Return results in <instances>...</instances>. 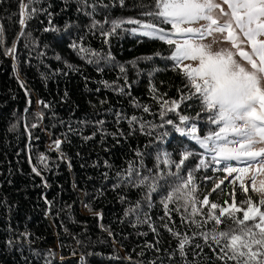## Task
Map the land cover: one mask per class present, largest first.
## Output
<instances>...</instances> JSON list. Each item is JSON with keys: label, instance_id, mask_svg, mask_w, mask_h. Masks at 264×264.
I'll list each match as a JSON object with an SVG mask.
<instances>
[{"label": "trees", "instance_id": "1", "mask_svg": "<svg viewBox=\"0 0 264 264\" xmlns=\"http://www.w3.org/2000/svg\"><path fill=\"white\" fill-rule=\"evenodd\" d=\"M23 3L28 5V12L32 7L53 12V25L61 31L44 32L49 26L48 16L39 11L26 22L21 35V0H0V26L3 27L0 34V264H46V261L48 264H149L158 257L163 264H181L178 253L176 260H168L164 250L175 249L178 241L163 225L168 224L173 232L189 236L196 230L195 225L181 223L180 215L174 212L172 221L167 217L161 220L165 213L158 195H154L151 209L142 203L140 219L143 221V213H147L150 221L138 223L135 215L125 216V210L140 200L146 189L112 188L116 183L115 173L126 169L129 161L139 167L141 158L136 155L137 151L146 153L145 168L154 169L157 150L173 152L178 140L189 146L195 144L190 137H180L171 126L156 130L147 126L148 122L162 123L159 98L179 100L177 89L182 86L181 76L171 69L170 63L155 56L157 52L167 56L168 46L158 39L133 35L123 29H118L109 38V44H105L99 29L88 32L91 18L85 11L91 9L78 12L76 0H67V3L39 0L37 4L23 0ZM88 3L111 4L112 0H88ZM131 8L132 0L126 10L104 12L97 8L94 18L101 23L105 18L109 21L117 17L139 18L138 11ZM66 23L81 27L79 35L84 36L85 47L102 54L110 51L115 65L100 60L98 64L103 71L98 72L97 63H88L89 56L69 48L77 29L65 32ZM109 26L105 25V30ZM14 42L15 58L4 54ZM148 56L153 59H143ZM121 65L125 68L123 74ZM21 81L29 96L20 86ZM101 81H107L111 87H105ZM152 86L156 92L150 90ZM164 93L167 95L163 96ZM38 101L50 107L45 108ZM144 106L149 107V112L144 111ZM179 115L194 114L185 102L178 112L166 113V118L179 122ZM133 116L138 121L130 124ZM98 121H104L103 125ZM140 123L146 124L144 132L140 131ZM32 124L38 127L31 128ZM165 130L170 135L160 144L158 134ZM149 131L152 135L147 134ZM55 139L64 141L59 151L53 146ZM195 150L202 151L198 145ZM42 155L46 157L43 162ZM106 161L111 167L106 166ZM195 162L189 167H195ZM33 167L41 175H36ZM160 167L165 173L169 170L163 164ZM171 170L175 171L174 166ZM104 173H108V180L103 178ZM182 174L186 176L187 172ZM195 175L201 199L215 182L223 179L222 174L216 173L212 181H205V175H214L206 169L198 170ZM221 188L222 192L218 190L209 197L210 201L222 203L223 199H230L231 186L225 184ZM122 196L127 197V202L121 200ZM85 204L91 206V212ZM93 213H102V218ZM196 219L200 221L202 217ZM150 224L156 228L155 232ZM205 227L210 229L212 222ZM106 229L113 235L109 236ZM25 233L28 235H22ZM9 240L13 241L12 245L8 244ZM149 244L161 251L145 247ZM49 251L53 254L49 255ZM204 251L206 256L211 255L207 248ZM129 256L131 260L127 259ZM198 259L207 264L205 256ZM213 264L219 262L213 261Z\"/></svg>", "mask_w": 264, "mask_h": 264}, {"label": "snow or ice", "instance_id": "2", "mask_svg": "<svg viewBox=\"0 0 264 264\" xmlns=\"http://www.w3.org/2000/svg\"><path fill=\"white\" fill-rule=\"evenodd\" d=\"M76 2L78 12L91 9L85 11V15L91 18L87 30L93 32L99 29L105 44H109V38L115 35L118 29L164 42L168 46L169 54L165 56L157 52L155 56L170 63L171 69L182 78V86L177 89L180 93L179 100L159 98L162 123L157 125L148 122L147 126L152 130L163 129L165 125L171 126L180 137H190L195 144L189 146L183 140H178L173 152L161 153L157 150L154 169L145 168L143 157L146 153L137 151L136 155L141 158L139 167L129 161L126 169L115 173L116 183L112 184L113 190L121 187L136 188L140 191L146 189L143 197L125 210V216L135 215L138 223L149 222L147 213H143V221L140 219L143 212L142 203L151 209L153 197L158 195L165 213L164 217H160L161 220L167 217L172 221L174 212L180 215L181 223L187 222L196 227L189 236L187 233L173 232L168 224L163 225L178 241L175 249L164 250L170 262L176 260L178 253L181 264H202L198 259L202 256L206 257L207 264H213V261L219 264H264V0H150L149 3L144 0H132L131 10L138 11L139 18L117 17L110 21L105 18L103 23L94 18L97 8L104 12L117 8L126 10L129 0H112L111 4H89L88 0ZM37 3L39 0H29V4ZM27 8L28 5L21 0V35L24 34L26 22L39 11L48 16L49 26L43 29L44 32L61 31L53 25V12L36 7H32L28 12ZM105 25H110L107 30ZM125 25L133 27L126 29ZM73 28L77 29V36L70 41L69 48L76 50L78 54L89 56L88 63H97L98 72L103 71L98 64L100 60L115 65V57L110 51L102 54L83 45L84 36L79 35V25L66 23L64 31L70 32ZM2 33L3 27L0 26V34ZM4 54L15 58V42L11 48L5 49ZM56 58L60 59L59 56ZM143 59L152 60L153 57ZM120 72L125 73L123 65L120 66ZM101 83L105 87H111L107 81ZM20 86L25 88L22 81ZM150 90L157 91L155 86ZM120 91L123 92L124 89L121 88ZM25 94L30 95L27 88ZM166 95L167 93L163 94ZM185 102L194 115H179V122L166 118V113L178 112L181 103ZM38 103L45 108L50 107L43 101ZM28 104H31L30 98ZM149 110V107L144 106L145 112ZM25 111L27 112L28 108H25ZM119 115L117 113L118 118ZM137 121L138 118L133 116L129 123ZM97 123L103 125L104 121ZM30 127L37 128L38 125L32 124ZM145 127V123H140L141 132L145 131ZM69 130H72L71 127ZM147 134L152 135V131ZM169 135L167 130L159 133L157 139L160 144H163ZM29 136L31 137V133ZM62 143L64 141L61 139H55L53 146L59 151ZM197 145L202 151L195 150ZM173 156L178 159H173ZM45 159L43 155L40 157L41 162ZM197 160L198 162H195ZM194 162L195 167H189ZM105 164L111 167L107 161ZM161 164L169 169L166 173L161 169ZM173 166L175 171L171 170ZM201 169L214 174L205 175V181H212L216 173L223 175V179L215 183L202 199L195 175ZM32 171L38 176L41 175L36 167H33ZM183 172H187V175H183ZM103 178L108 180V173H104ZM226 182L234 186L233 191L229 193L231 203L228 199H223L222 203L210 201V196L218 190L222 192L221 186ZM249 188L255 196L249 193ZM237 191L242 192L246 198L237 201ZM121 200L127 202V197L122 196ZM170 205L174 207L170 208ZM204 206H207V210ZM84 207L89 212L92 211L90 205L85 204ZM93 215L102 218V213ZM197 216L202 219L197 221ZM209 222H212V227L206 229L205 226ZM150 227L153 232L156 231L151 224ZM106 231L109 236L113 235L110 230ZM196 240H202L203 243H194ZM8 244L12 245L13 241L9 240ZM145 247L155 248L156 252L161 251L156 245L149 244ZM205 248L211 253L210 256H206ZM52 254L49 251V255ZM140 255H143V252ZM127 259L131 260V257ZM81 260H84L83 256ZM158 261L163 264L159 257L149 261V264H158Z\"/></svg>", "mask_w": 264, "mask_h": 264}, {"label": "rangeland", "instance_id": "3", "mask_svg": "<svg viewBox=\"0 0 264 264\" xmlns=\"http://www.w3.org/2000/svg\"><path fill=\"white\" fill-rule=\"evenodd\" d=\"M218 182H219V181H218ZM218 182H217V183H218ZM215 183H216V182H215ZM246 183H247V179H246ZM226 184L229 185V186H231V190H230V192H232L234 186H233L231 183H228V182H226ZM213 187H214V186H213ZM213 187H212V188H213ZM212 188H210V189L207 191V193L210 192ZM207 193H206V194H207ZM249 193L252 194L253 196L256 195L255 193H252V192H251V188H249ZM239 196H240V199H238ZM245 198H246V197H245V195H244L242 192L237 191V195H236V199H237V201H239V200H243V199H245ZM229 203H231V199H229Z\"/></svg>", "mask_w": 264, "mask_h": 264}]
</instances>
